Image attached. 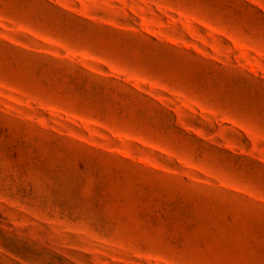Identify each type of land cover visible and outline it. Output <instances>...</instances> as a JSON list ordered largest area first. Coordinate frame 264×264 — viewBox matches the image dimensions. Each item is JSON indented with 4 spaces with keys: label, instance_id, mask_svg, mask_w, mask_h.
<instances>
[{
    "label": "rangeland",
    "instance_id": "obj_1",
    "mask_svg": "<svg viewBox=\"0 0 264 264\" xmlns=\"http://www.w3.org/2000/svg\"><path fill=\"white\" fill-rule=\"evenodd\" d=\"M105 263L264 264V0H0V264Z\"/></svg>",
    "mask_w": 264,
    "mask_h": 264
},
{
    "label": "crops",
    "instance_id": "obj_2",
    "mask_svg": "<svg viewBox=\"0 0 264 264\" xmlns=\"http://www.w3.org/2000/svg\"><path fill=\"white\" fill-rule=\"evenodd\" d=\"M120 254L122 255L121 258L124 259V258H128L130 257L129 254L131 253H128V252H120ZM135 254V253H134ZM140 254V253H139ZM127 255V256H126ZM106 264V263H105ZM123 264H129V263H123Z\"/></svg>",
    "mask_w": 264,
    "mask_h": 264
}]
</instances>
